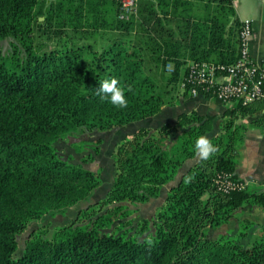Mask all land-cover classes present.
<instances>
[{
  "label": "trees",
  "instance_id": "1",
  "mask_svg": "<svg viewBox=\"0 0 264 264\" xmlns=\"http://www.w3.org/2000/svg\"><path fill=\"white\" fill-rule=\"evenodd\" d=\"M230 1L198 0L201 15L193 0H139L121 19L120 0H0V264H264L263 228L248 245L247 223L234 235H209L243 203L264 206V189L234 173L235 119L264 100L226 109L207 160L194 140L213 116L183 111L147 125L194 97L191 64L237 59L242 22ZM113 77L126 88V107L100 99V81ZM130 126L111 154V185L95 200L102 179L84 163L100 139L74 138ZM226 179L244 187L224 189ZM157 198L151 218L131 217L130 205ZM79 203L72 219L41 223L20 244L31 223Z\"/></svg>",
  "mask_w": 264,
  "mask_h": 264
},
{
  "label": "crops",
  "instance_id": "2",
  "mask_svg": "<svg viewBox=\"0 0 264 264\" xmlns=\"http://www.w3.org/2000/svg\"><path fill=\"white\" fill-rule=\"evenodd\" d=\"M230 2L234 18L239 22H251L250 56L264 67V0H231ZM234 104L233 102L221 103L212 95L198 94L189 100H182L180 97L178 104L165 106L160 114L147 125L156 128L165 122H173L180 112L195 110L199 114L213 116L212 128L204 134L212 138L220 134L224 113ZM235 121L240 126L241 139L236 144L234 173L245 181L249 189L263 190L264 109H248L238 114ZM243 223H247V230L241 242L248 245L256 238L258 230L264 229V206L256 203H243L236 209L230 220L211 228L209 235L212 237L234 235L242 228Z\"/></svg>",
  "mask_w": 264,
  "mask_h": 264
},
{
  "label": "built area",
  "instance_id": "3",
  "mask_svg": "<svg viewBox=\"0 0 264 264\" xmlns=\"http://www.w3.org/2000/svg\"><path fill=\"white\" fill-rule=\"evenodd\" d=\"M138 1L120 0L118 17L127 19L136 13ZM251 34V22L243 21L239 30L240 51L233 63L201 62L191 64L187 83L193 96L198 94L195 86L204 84V89L210 90V95L222 103L240 101L245 104L253 100H264V67L250 56ZM171 67V64L167 65V69H171ZM221 185L224 189L244 187V183L232 179H226L221 182Z\"/></svg>",
  "mask_w": 264,
  "mask_h": 264
},
{
  "label": "rangeland",
  "instance_id": "4",
  "mask_svg": "<svg viewBox=\"0 0 264 264\" xmlns=\"http://www.w3.org/2000/svg\"><path fill=\"white\" fill-rule=\"evenodd\" d=\"M194 2L198 0H193ZM194 4V9L196 12L200 13L203 15L204 9L203 6H201L200 3H193ZM198 8V9H197ZM198 11H197V10ZM98 39V37H96ZM89 39V38H88ZM93 38H91L92 40ZM98 41H100L98 39ZM181 91V89H180ZM139 125V124H138ZM137 126L133 127H113L110 130L107 131H102L99 133H95L93 135H87V134H82L80 136H77V138H74V141H78L80 139H84L87 141H90L92 143L93 140L99 138L100 139V145H99V150L97 153H93L90 149L88 151L92 152L93 154V160L91 162H86L84 163V166L91 168L92 170H96L99 172L100 177L102 179V185L101 187L97 190L95 193V200L100 199L108 190V188L111 185L112 182V175H113V166H112V151L115 147V145L126 138H129L133 130L135 131ZM66 153L69 152H74L72 148H70L69 143H65L62 145ZM75 153V152H74ZM74 158L80 159V154H74ZM82 203L76 204L74 206L68 207L65 212L62 214H55V215H47L43 217L42 221L40 223H31L29 227L27 228L26 231H24L21 236H20V244L22 245V242L24 239L27 237L28 232L36 228L39 224H49L51 227L63 224L67 222L68 220L72 219L78 208L82 206ZM162 205V200L161 198L157 199H151L150 201L144 203V204H133L130 205L129 207L131 209H134L135 211L131 214V217L136 221L139 220L142 217H147L151 218L156 210ZM122 220H119L120 222Z\"/></svg>",
  "mask_w": 264,
  "mask_h": 264
},
{
  "label": "clouds",
  "instance_id": "5",
  "mask_svg": "<svg viewBox=\"0 0 264 264\" xmlns=\"http://www.w3.org/2000/svg\"><path fill=\"white\" fill-rule=\"evenodd\" d=\"M125 91V86H122L115 77L100 81L97 88L101 100H106L120 108L126 107L128 104ZM194 148L197 155L203 160H207L217 151V146L206 135H199L195 138Z\"/></svg>",
  "mask_w": 264,
  "mask_h": 264
},
{
  "label": "water",
  "instance_id": "6",
  "mask_svg": "<svg viewBox=\"0 0 264 264\" xmlns=\"http://www.w3.org/2000/svg\"><path fill=\"white\" fill-rule=\"evenodd\" d=\"M39 19H42V17H40Z\"/></svg>",
  "mask_w": 264,
  "mask_h": 264
}]
</instances>
